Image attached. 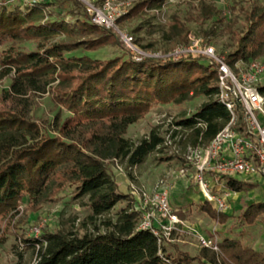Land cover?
<instances>
[{"label": "trees", "instance_id": "1", "mask_svg": "<svg viewBox=\"0 0 264 264\" xmlns=\"http://www.w3.org/2000/svg\"><path fill=\"white\" fill-rule=\"evenodd\" d=\"M90 1L101 5L104 0ZM165 1L136 0L116 21L144 18ZM227 1L231 14H245L244 28L233 31V49L224 56L237 71L238 61L247 64L264 55V4ZM195 2V21L223 19L211 0ZM191 19L172 14L160 27L161 40L182 38ZM140 28L133 30L135 43L153 49L156 41L143 44ZM108 47L114 49L112 56L90 54ZM3 77L10 82L0 92V245L11 236L18 240L12 264H181V254L167 252L170 241L159 245L149 229L138 228L141 212L131 196L118 190L108 164H121L133 180L132 170L151 155L172 159L162 155L168 145L158 128L136 142L126 136L154 105L203 99L193 114L174 121L169 138L181 152L206 147L231 119V130L249 136L240 105L232 118L218 99L216 65L201 57L135 60L112 29L91 21L80 0H0ZM258 89L264 95V81ZM45 94L53 109L49 117L37 115L35 98ZM224 177L230 191L246 186ZM62 193L88 210L77 228L72 223L45 229L38 237L17 233L20 213L37 212L60 201ZM119 203L124 206L114 211ZM206 208L211 218L224 222L209 201L201 203ZM240 216L249 224L257 218L264 224V202L248 205ZM219 249L217 254L202 247L213 264L217 256L222 264H264V252L239 239L223 238Z\"/></svg>", "mask_w": 264, "mask_h": 264}, {"label": "rangeland", "instance_id": "2", "mask_svg": "<svg viewBox=\"0 0 264 264\" xmlns=\"http://www.w3.org/2000/svg\"><path fill=\"white\" fill-rule=\"evenodd\" d=\"M24 1L25 0H21L22 3ZM112 1L117 7L118 14L120 15L127 12L128 9L136 3V0ZM195 1L197 0H170V2L157 13L150 11L144 18L134 17L126 20L125 22L119 24L116 23V25L120 29L125 30L132 35L133 38L136 37V33H133V30L141 26L137 35L142 38V43L146 44L150 41H156L155 47L153 49H149L151 51L164 54L179 45L187 44L194 39H201L203 44L213 47L216 52L225 56V54L229 53L233 49V31L240 32L244 28L245 14L239 12L238 10H236L234 14H231L229 10L230 3L227 0H211L214 6L221 10L223 19L220 20V18H213L202 23L194 20L196 18ZM259 1L260 4H264V0ZM175 13L184 19L192 17L191 20H187L188 22L185 33L182 38L178 40H161L160 27L165 26L171 15ZM135 44L140 50H146L137 43ZM146 51H148V49ZM90 54L95 57L105 58L112 56L114 54V49L108 47L96 52H91ZM201 58L208 61L204 57ZM257 60H264V55L259 57ZM261 81H264V76H262ZM9 82V77L0 78V92L7 89ZM35 100L38 116H52V104L46 94L37 96ZM202 101V98L196 97L180 104L168 103L163 105H154L144 118L129 126L126 136L136 142L141 137L147 135L151 129L158 128L161 137L165 138L170 131L175 128L174 121L193 114ZM255 114L258 120L262 123V115L259 112H256ZM187 154V151H180L176 142L174 143L171 141V144L168 145L162 155L171 156L172 159L169 161H160V154L151 155L144 164L132 170L134 177L133 180L127 176V173L121 164L117 162H109L108 166L109 171L118 185V190L131 196L132 199H134L133 203L140 200L142 192L151 191L153 185L159 179L164 180L168 190L170 186L173 185H175V187H182L180 192L177 193L178 199L182 202V204L184 202H191L190 199L194 197V203L189 204V207L194 204V207L189 209L191 217H185L186 223L184 225L188 228L189 233L193 235V243L195 245H200L198 237L202 234L197 231L195 224L199 221L201 226L205 228L208 223H211V220H209L207 216L198 215L203 201L195 199V195L201 194L202 197H206V192L204 191V187L202 186L200 179L206 185L210 195L214 194L216 197L226 201L228 209H231V212L234 214V220L230 222L232 227L237 225V227L240 228L242 226L240 223L242 220L240 219L241 216H239V214L243 213L245 207L249 203H257V201L264 202V182H260L258 179H253L251 182L247 181L244 193H240L243 197L240 198V200L238 199V202H234L232 199L236 193L228 191L223 185H219V181L218 185L217 183H213V179L222 180L226 177L212 171L200 174L196 169V162L186 159ZM259 177H261V175H259ZM183 181H185V183H189L186 189ZM222 184H224V180H222ZM188 188L191 189L187 190ZM61 196L63 198L60 201L46 203L37 212L20 213L19 218L21 221L16 229L17 233H24L27 237H31L33 236L32 232L34 229H38L40 232L45 229L55 231L65 226L71 227L72 223H74V229L77 228L79 221L86 216L88 210L78 205L71 204L69 196H65L64 193H62ZM205 199L208 200L207 198ZM122 206H124V203L117 204L114 211ZM205 211L208 213L207 208ZM222 213L224 222H228L229 216L224 212ZM72 217H76V220L74 222H69ZM259 222L262 223L257 218L256 223L258 224L255 225L258 226L257 230L262 235L261 241H259L260 243L257 245H264V224L262 223V226H260ZM254 223L255 221H253L252 224ZM219 227L220 226L216 225L215 230ZM177 232L178 231L173 232V239L175 238ZM257 237L259 236L253 235L249 238L250 240H246L245 242L243 239V242H240L244 245L256 244ZM16 244H19L18 240H16L14 236H11L5 244L0 245V259L2 264L14 263L16 260V253L14 252L13 246ZM20 250L21 249L18 251ZM28 256L29 253L26 252L25 259H27Z\"/></svg>", "mask_w": 264, "mask_h": 264}, {"label": "built area", "instance_id": "3", "mask_svg": "<svg viewBox=\"0 0 264 264\" xmlns=\"http://www.w3.org/2000/svg\"><path fill=\"white\" fill-rule=\"evenodd\" d=\"M80 1L91 21L98 26L112 29L135 60L204 57L215 64L219 75L218 99L232 114V118L234 107L240 105L244 111L249 136H242L231 130V119L206 147L196 149L189 147L186 159L196 162V169L200 174L212 171L222 176L258 174L264 177V125L255 114L259 112L264 116V95L258 89L264 76V60L251 61L247 64L238 61L235 64L236 71L230 67L224 55L216 52L213 47L203 44L201 39L179 45L164 54L140 50L132 35L117 27L116 19L120 14L112 0H104L101 5L94 4L90 0ZM169 2L170 0H166L160 9L153 12L161 11ZM169 134L165 137L166 145L171 144ZM225 148L229 149L228 155H222ZM200 181L204 191L210 196L206 198L212 203L215 211L224 212L227 207L226 202L214 194L210 195L206 185L201 179ZM134 206L141 212L138 228L149 229L157 236L159 245H163L165 240L173 241L172 233L179 231L183 221L169 204V190L163 179L157 180L151 191L142 192L140 200L135 202ZM39 234L38 229L32 232L34 237H38ZM198 241L201 247L220 253L216 231L213 230L209 236H199Z\"/></svg>", "mask_w": 264, "mask_h": 264}, {"label": "crops", "instance_id": "4", "mask_svg": "<svg viewBox=\"0 0 264 264\" xmlns=\"http://www.w3.org/2000/svg\"><path fill=\"white\" fill-rule=\"evenodd\" d=\"M262 124L264 125V116L262 115L261 118ZM228 155L229 154V149L225 148V151L223 153V155ZM233 179L243 182L247 185V181L251 182L253 179H258L260 182H264V177H259L258 174H239V175H234L232 176ZM226 179V178H225ZM224 180V184H222V180H216L213 179V183H217L218 185V181L220 182L219 185H223L226 189V180ZM185 183V181H183ZM187 182V181H186ZM189 185V183H185L184 187L185 189L187 188V186ZM246 187V186H245ZM182 187H175V185L170 186L169 188V204L170 206L175 209L177 212L179 211L181 213V219H183V224L182 226L179 228V231L176 233L175 238L173 239L172 242H170L173 245H165L167 252L169 253H174V254H181L183 261H181V264H213L209 257L206 256L205 252L202 251V247L200 245H195L193 243V235L189 233L188 228L184 225L186 223L185 221V217H191L190 213H189V209L191 207H194V204L191 205V207H189V204L194 203L193 202V198L190 199L191 202H184L182 204V202L178 199V192H180V189ZM191 188H188L187 190H190ZM245 188H243V190L239 191V192H235V191H231L236 193V195L233 197V201L234 202H238L237 200L240 198H242L243 196H241L242 193H244ZM228 190V189H227ZM230 191V190H228ZM241 193V194H240ZM206 197L203 196L201 194L195 195V199H199L201 201H208L205 199ZM210 202V201H209ZM226 202V201H225ZM257 202H261V201H257ZM252 203H249L248 205H250ZM210 205L212 207V209L215 211L212 203L210 202ZM227 205V203H226ZM247 205V206H248ZM246 206V207H247ZM245 207V209H246ZM244 209V210H245ZM187 212V213H185ZM216 212V211H215ZM224 213L227 214L229 216V220L228 222H220L218 217L215 218H211L210 216H208V213L205 211V209H201L199 214L200 216H207V218L209 220H211V223H208L207 226L204 228L201 226L200 222H196L197 224H195L196 229L199 233H201L202 235L205 236H209L211 235L212 231H216L217 236L219 241H221L223 238H230V239H239L240 241L246 242V240H250L249 238H251L253 235L254 236H259L257 237V241L256 244H252V245H245L250 247L252 250L254 251H259V252H264V245H257L258 243H260L259 241H261L262 235L261 233L258 232L257 228L258 226L255 224H249L246 221H241L240 223L242 224L241 228L237 227V225H234L232 227V224L230 222H232L234 220V214L231 212V209H228V206L226 207V209L224 210ZM216 214L218 215L219 213L216 212ZM188 215V216H187ZM241 214H239L240 216ZM238 216V215H237ZM260 223V222H259ZM216 225L220 226L217 230H215ZM260 226H262V223H260ZM242 237V239H241ZM218 254V253H217ZM217 261L218 264H222L219 260V257L217 256Z\"/></svg>", "mask_w": 264, "mask_h": 264}, {"label": "bare ground", "instance_id": "5", "mask_svg": "<svg viewBox=\"0 0 264 264\" xmlns=\"http://www.w3.org/2000/svg\"><path fill=\"white\" fill-rule=\"evenodd\" d=\"M206 197L209 198L210 196L208 194H206Z\"/></svg>", "mask_w": 264, "mask_h": 264}]
</instances>
